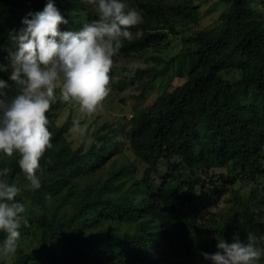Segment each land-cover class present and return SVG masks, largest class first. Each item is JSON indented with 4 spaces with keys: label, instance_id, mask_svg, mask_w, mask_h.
Here are the masks:
<instances>
[{
    "label": "trees",
    "instance_id": "trees-1",
    "mask_svg": "<svg viewBox=\"0 0 264 264\" xmlns=\"http://www.w3.org/2000/svg\"><path fill=\"white\" fill-rule=\"evenodd\" d=\"M127 2L143 22L116 56L154 63H114L110 81L117 77L119 90L136 82L133 99L152 90L155 96L123 127L105 122L88 145L76 147L67 138L71 117L56 123L62 100L53 103L46 114L52 147L41 158L39 189L30 188L17 155L0 154V168L23 189L17 199L28 219L21 228L28 243L18 242L0 264H205L200 253L217 251L216 236L231 242L237 233L264 234V0H230L213 25L192 31L190 23L201 19L196 0ZM45 3L0 0L5 80L10 34ZM56 4L69 20L62 29L96 18L86 0ZM169 34H181V46L166 59L158 51ZM173 74L182 82L173 84ZM213 169L223 171L214 176ZM223 192L220 208L202 210L211 194ZM5 236L0 232V242Z\"/></svg>",
    "mask_w": 264,
    "mask_h": 264
},
{
    "label": "clouds",
    "instance_id": "clouds-1",
    "mask_svg": "<svg viewBox=\"0 0 264 264\" xmlns=\"http://www.w3.org/2000/svg\"><path fill=\"white\" fill-rule=\"evenodd\" d=\"M96 18L78 28L62 29L68 18L46 0L42 10L29 11L21 27L10 34L8 79L0 77V154L18 156L31 189H39L41 158L52 147L46 115L58 99L75 101L82 112L96 111L110 92V75L131 28L142 13L127 0H86ZM11 82V83H9ZM0 168V258L15 254L21 228L28 224L27 205L18 196L22 187ZM217 251L201 252L205 264H264V234H234L231 242L216 236Z\"/></svg>",
    "mask_w": 264,
    "mask_h": 264
},
{
    "label": "rangeland",
    "instance_id": "rangeland-1",
    "mask_svg": "<svg viewBox=\"0 0 264 264\" xmlns=\"http://www.w3.org/2000/svg\"><path fill=\"white\" fill-rule=\"evenodd\" d=\"M230 0H196V2L200 5V13L201 19L199 24H191V30H199L201 28H205L207 26H211L217 20L220 12L226 7ZM183 31L181 32V34ZM179 35L169 34L167 39L168 42L161 45L160 51L158 54L163 57L170 58L174 56L180 50V37ZM154 49L149 50L148 54L153 53ZM156 53V52H155ZM114 63L118 65H124L127 67L130 66H146L152 65L154 62L152 60L141 59H133L127 57H117L114 58ZM182 62L186 63L187 59L183 56L181 57ZM130 76L129 72L123 73V75ZM183 78L178 77V75L173 74V84L181 83ZM166 81V79H165ZM160 83L156 82L155 86H158ZM137 93L136 82L128 84L124 90H119L117 88V77L110 81V92L101 102V104L97 107L96 111L88 114L82 112L79 108V105L75 101H61L60 108L55 109L57 111V116H55V121L58 124H62L65 119L70 116L72 119V123L70 126V130L67 133V138L70 141L73 147H76L82 143L88 145L92 138V134L95 129L103 125L105 122H113L120 123V126L126 124L128 119L131 117L133 110L135 107L149 103L154 98V90L150 91L145 98L143 99H133L131 94ZM124 152L128 154V148H124ZM130 160L133 164L137 166L138 171L142 170L143 164L140 163L137 159H135L132 155L129 154ZM129 160V161H130ZM223 171L222 169H213L212 174L217 176L218 173ZM235 187H241L243 192L248 190V185H240L235 184ZM227 196V193L223 192L221 194H211L209 200H205L202 206L203 211H213L220 208L224 204V199ZM25 229H21V237L19 239V243L27 244L28 238ZM26 238V239H25Z\"/></svg>",
    "mask_w": 264,
    "mask_h": 264
}]
</instances>
